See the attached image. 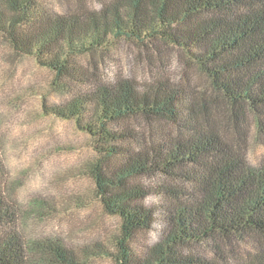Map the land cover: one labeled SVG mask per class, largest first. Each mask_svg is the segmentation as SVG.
<instances>
[{
  "label": "trees",
  "instance_id": "16d2710c",
  "mask_svg": "<svg viewBox=\"0 0 264 264\" xmlns=\"http://www.w3.org/2000/svg\"><path fill=\"white\" fill-rule=\"evenodd\" d=\"M0 36L52 73L42 111L90 137L86 175L118 220L106 242L29 234L47 205L17 203L0 160V264H264V0H101L63 14L40 0H0ZM122 44L150 63L174 51L185 80L84 71L81 59ZM53 94L64 101L49 103ZM152 191L159 203L146 207ZM153 227L156 241L139 248L137 234ZM197 245L213 256L184 251Z\"/></svg>",
  "mask_w": 264,
  "mask_h": 264
},
{
  "label": "rangeland",
  "instance_id": "374dc122",
  "mask_svg": "<svg viewBox=\"0 0 264 264\" xmlns=\"http://www.w3.org/2000/svg\"><path fill=\"white\" fill-rule=\"evenodd\" d=\"M40 1L49 13L63 14L82 6L96 9L101 0ZM176 58L174 51L165 49L162 62L150 63L146 51L122 44L111 53L95 55L93 60L83 58L81 63L87 74L103 81L126 76L144 82L153 71L185 80ZM187 76L193 86L200 84V77L192 69L187 71ZM51 78L52 73L32 59L16 56L0 36V160L4 177L1 183L21 206L33 200L47 205L31 222L29 234L55 236L73 246L106 242L117 233L118 220L102 212L93 182L86 175V164L93 156L91 139L73 122L46 116L42 111L41 95L48 93ZM46 98L49 103H61L65 99L55 94ZM140 124L133 121L130 126L140 132ZM257 151L260 154L259 147ZM140 184L154 186L148 179ZM154 193L147 196L143 205L157 206L159 198ZM156 237V227L138 233L137 246H150ZM184 251L207 258L213 256L207 245L184 248ZM229 251L222 249L225 256L231 255ZM91 264L112 263L98 260Z\"/></svg>",
  "mask_w": 264,
  "mask_h": 264
}]
</instances>
